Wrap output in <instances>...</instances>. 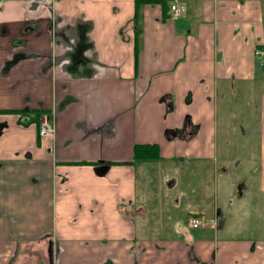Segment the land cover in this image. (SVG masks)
Returning <instances> with one entry per match:
<instances>
[{
	"label": "crops",
	"instance_id": "obj_1",
	"mask_svg": "<svg viewBox=\"0 0 264 264\" xmlns=\"http://www.w3.org/2000/svg\"><path fill=\"white\" fill-rule=\"evenodd\" d=\"M171 1L68 0L65 23L79 12L91 23L96 55H59L68 73L58 69L50 94L43 78L31 90L53 133L39 137L21 114L0 117L8 126L0 137V264H49V251L53 264H264L262 238L221 236L222 222L200 213L189 215V228H154L145 202H136L134 147L156 145L159 158L211 156L204 151L218 98L256 80L264 65L254 55L264 50V0H179L186 11L175 20ZM20 12L6 7L0 17L18 23ZM76 28L65 26L56 43L74 48ZM34 38L42 51L51 44L44 26ZM21 75L0 79V108L25 106L30 77ZM194 215L212 230L192 233Z\"/></svg>",
	"mask_w": 264,
	"mask_h": 264
},
{
	"label": "rangeland",
	"instance_id": "obj_2",
	"mask_svg": "<svg viewBox=\"0 0 264 264\" xmlns=\"http://www.w3.org/2000/svg\"><path fill=\"white\" fill-rule=\"evenodd\" d=\"M260 49L255 47L254 55ZM257 70L256 80L234 84L230 93L218 98L213 141L204 151L211 156L176 154L138 161L142 166L137 169L136 202H145L149 225L179 223L189 228V215L200 213L208 223L222 222L221 236L239 233L264 239V65ZM193 220L200 221V215L192 217L191 227Z\"/></svg>",
	"mask_w": 264,
	"mask_h": 264
},
{
	"label": "flooded vegetation",
	"instance_id": "obj_3",
	"mask_svg": "<svg viewBox=\"0 0 264 264\" xmlns=\"http://www.w3.org/2000/svg\"><path fill=\"white\" fill-rule=\"evenodd\" d=\"M6 7L18 8L21 12L18 23L16 21L7 23V20L0 17V41L3 42L6 38L8 41L7 44L0 45L1 55H5L0 60V79L6 80L8 75L13 72L21 73V77L24 78L29 76L30 79L25 81L28 91L21 97L25 106L19 109L0 108V117L13 114L24 115L23 120L26 126H38V131L41 122L51 123L52 115L45 112L42 101L33 99L31 90L35 89L36 83H39L43 78L47 84H41L45 85V88L47 87L48 94L51 93L52 86L56 84V75H60L58 69H61L62 66L59 64V55L81 56L87 52L90 55H96L93 51V44L89 39V32L92 28L91 23L80 20L83 18L80 12L77 19L73 18L71 25L65 23V15L73 8L68 4V0H0V16L4 14ZM78 24L79 26H77ZM43 26L51 35V44L49 43L50 45L45 51L37 49L33 41L34 37V40L38 39L36 37L39 36V29ZM65 26L68 28L77 27L76 39H78V43L74 45V48H70L65 43H61L59 46L55 41L56 36L61 33ZM28 35L32 36L31 41L27 38ZM58 49L60 51H57ZM34 66L35 68H33ZM102 66L105 68L104 65ZM53 69L55 73L52 72ZM67 71L68 67L67 70H60L62 73H68ZM27 73L29 74L27 75ZM74 75L76 76L75 73H73ZM62 86L65 88L64 84ZM59 107L63 106L59 104ZM15 123L20 124L19 119H16ZM7 129L6 121H0V137ZM26 156L29 157V153Z\"/></svg>",
	"mask_w": 264,
	"mask_h": 264
},
{
	"label": "built area",
	"instance_id": "obj_4",
	"mask_svg": "<svg viewBox=\"0 0 264 264\" xmlns=\"http://www.w3.org/2000/svg\"><path fill=\"white\" fill-rule=\"evenodd\" d=\"M168 10H169L170 18L175 20L179 18L186 11V7L183 3H181V1L172 0L171 3L169 4ZM263 55H264L263 50L260 49L255 51V56L263 58ZM53 131H54L53 125L47 121H43L39 125L38 135L40 137H45L53 133ZM192 225H193L192 227L198 228L201 225V220L200 221L193 220Z\"/></svg>",
	"mask_w": 264,
	"mask_h": 264
},
{
	"label": "trees",
	"instance_id": "obj_5",
	"mask_svg": "<svg viewBox=\"0 0 264 264\" xmlns=\"http://www.w3.org/2000/svg\"><path fill=\"white\" fill-rule=\"evenodd\" d=\"M180 133L179 130L166 131L167 138H173ZM134 158L137 160H154L159 158L158 146L156 145H137L133 149Z\"/></svg>",
	"mask_w": 264,
	"mask_h": 264
},
{
	"label": "water",
	"instance_id": "obj_6",
	"mask_svg": "<svg viewBox=\"0 0 264 264\" xmlns=\"http://www.w3.org/2000/svg\"><path fill=\"white\" fill-rule=\"evenodd\" d=\"M238 191H239V194H240V193H241V192H240V187H238ZM48 255H49V264H53V263H52V252L49 251Z\"/></svg>",
	"mask_w": 264,
	"mask_h": 264
}]
</instances>
